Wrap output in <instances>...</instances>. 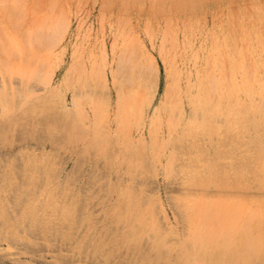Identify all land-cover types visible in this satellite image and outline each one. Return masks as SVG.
Segmentation results:
<instances>
[{"label": "bare ground", "instance_id": "6f19581e", "mask_svg": "<svg viewBox=\"0 0 264 264\" xmlns=\"http://www.w3.org/2000/svg\"><path fill=\"white\" fill-rule=\"evenodd\" d=\"M126 1L121 6L129 11ZM189 1L172 5L187 11L199 4ZM226 2L227 13L226 8H214L211 30L209 22L201 24L193 12L182 22L168 15L159 29L146 22L143 38L130 27L129 16L115 18L114 0L102 1L101 36L108 28L115 34L111 54L118 113L111 131L104 93L108 47L105 39L83 34L79 13L86 0H0V114L8 117L10 128L28 130L30 124H42L54 139L64 130L58 144L84 141L111 170L127 164L132 176L130 182L111 184L114 197L103 216L111 223L103 225L107 231L97 233L101 224L92 220L89 207L77 204L73 185L58 182L54 174L52 178V154L28 152L20 165L11 160L0 173V247L5 242L9 249L20 241L32 242L36 232L47 242L53 236L73 238V251L87 248L97 256L107 257L112 249L124 247L138 250L142 254L136 260L142 264H264V0H213L216 5ZM197 8L208 11L204 0ZM75 17L78 25L72 30ZM146 40L159 50L169 80L164 105L148 126L151 141L138 146L132 144L130 132L143 119L145 94L157 73ZM195 41L206 49L204 55L191 52ZM99 43L101 60L90 53L87 65L84 52L75 50L76 60L66 73L65 88L76 86L74 110L62 91L35 94L41 89L36 82H50L67 47L87 49ZM179 61L190 65L189 76ZM193 70L196 74L191 75ZM146 127L144 120L145 140ZM163 161L166 175L178 178L180 185L174 205L182 218V243L166 240L167 227L158 221L153 200L143 184L133 185L135 178L154 173L155 164ZM14 201L19 206L11 205ZM240 218L244 231L237 226ZM84 224L87 233L78 234Z\"/></svg>", "mask_w": 264, "mask_h": 264}, {"label": "rangeland", "instance_id": "374dc122", "mask_svg": "<svg viewBox=\"0 0 264 264\" xmlns=\"http://www.w3.org/2000/svg\"><path fill=\"white\" fill-rule=\"evenodd\" d=\"M102 1L103 0H97L95 2V0H86V3L84 4L81 12L79 13V17L80 20H83L84 36H86L88 33L89 35L87 36H90V38L92 39H105V45L108 47V66L106 67L107 80L105 85L106 89L104 90V93L106 94L107 102L110 106L109 125L110 130L113 131L116 128L115 118L116 114L118 113L116 111V105L118 101L117 88L112 76V70L113 68H115L116 63L111 54V46L114 42L115 34L111 32V30L108 28L106 30V34L104 35L105 37L101 36L102 34L100 33V21H98V18L100 16ZM121 1L122 0H114L115 4L113 10L115 11V18H119V16L120 18H125L126 16H129V18H127L128 20L130 19L129 21L132 23L131 24L128 21L130 27L133 26L134 32H137L143 38L146 35L144 34V32H142V26L146 24V22H149L152 26H154L155 29H159L163 28V26L166 25V17L168 15H171L172 17H175V20L182 22L183 20H186L188 16H191L194 12L198 15L193 16H200L201 24L206 23V21L209 22L210 27L207 30H211V15H213L216 11L214 8H226V13L228 11L227 8L230 9V6L226 7L230 5L229 2H226L225 4L221 3V5H216L213 3V0H204V4L207 3L208 5L209 12L206 10L207 13L205 11H203V13H200L197 8L198 6H200L201 0L196 1L199 2V4L194 5L195 9L189 8L187 9V11L184 10V7H177V9L175 6H173V1L175 2L176 0H141V6L138 5L140 0H127L126 2H129L131 4V8L129 9L128 7L129 11H127L125 10L127 6H121ZM235 5L238 6V4ZM235 5L233 7L236 8L237 6ZM123 10L126 15L123 13ZM77 18L78 17H75L73 20L72 30L76 29L78 25ZM72 30L71 33L73 32ZM180 32L181 30H179V34L177 33L179 37ZM159 39L160 34L156 41L158 42ZM146 42L148 45L149 53L155 59L156 66L154 67V69L157 73L156 82L151 85V90L148 91V94H145V98H147V101L144 105L145 111L143 112V119H141V123L139 125V122L136 123L130 132L132 144L138 146L142 143H149L151 141L148 134V126L156 111L159 110L162 105H164L166 98V88L169 80L167 74V67L165 61L162 59L159 53V50L155 47L153 48L149 41L146 40ZM86 47L87 49L81 47L74 49L73 46L67 47L64 60L55 65L50 82L46 85L36 82V84H38L41 89H38L35 94L40 96L48 95L50 89H57L58 91H62L63 96L66 99V104L70 109L74 110L73 95L76 86L68 85L70 88H65L66 83L64 80L69 67L71 66L72 62H75L76 60L75 50H77V53L84 52V57H86L87 65L90 62V53L100 60L102 58V45L100 43L97 44V46L90 45ZM203 48L204 47H200V44L195 41V44L192 46L191 52L194 50L200 55H204V53H206V49ZM198 61L200 64L202 63V60L199 59ZM192 63H194V59H192ZM179 65L182 66L181 68L183 70H185V74L189 76L190 73L186 72V70L187 66L190 67V65L184 66L181 61H179ZM195 71L196 70H193L191 75L196 74ZM192 82L195 83V80ZM182 83H184V80ZM183 91L185 93L186 89H184ZM85 105L87 107V110L90 111L89 106L87 104ZM185 106H187V110L189 112L188 102L185 103ZM15 113H13L12 115L14 116ZM6 118L8 117L0 114V163L3 165V163L6 161L3 167L0 164V170L2 168L4 169L5 164L9 163L13 159L14 161H16L15 163L19 164V162L23 161L25 157L24 154L28 152H32V154H52L53 162H55L56 165L54 166L55 168L52 169L51 172L52 178L54 174V179L59 180L58 182H70L73 185L74 190H76L75 195H78L77 197L79 201L77 202V204H82L81 206H85V208L89 207L88 211L93 213L92 220L94 219L95 223L98 221L97 223L101 224L100 226L102 228L100 227V230H98L97 233H103L104 231H107V229L103 228V225L107 226L111 223V221L109 222V220L107 218H104L103 216L106 215V213H104V210L107 208V202H110V200L112 201L114 197V195H112L113 189L111 188V184L115 182L120 183L127 179H129V182L130 180L132 181V176L131 173L128 172L127 164H123V167L116 171L111 170L107 162L102 159H99L98 156L96 157L94 155V152H96L93 151L94 149L90 148L91 150L88 149L89 151L86 149L87 143L84 141H76V143L73 142L72 144L70 143V145L67 142L68 144L66 143L61 146V142L60 140L58 141V137H61V135H63L62 133H64V130L61 131V133L60 131L57 132V139H54L53 137H51L48 131L49 128L45 125L42 126V124H40V126L38 125L37 127H34L35 125L33 126L32 124H30L28 130L25 128L21 130L17 128L16 131L10 128L9 121L6 120ZM144 120L147 124V127L145 129L147 137L146 140L141 137V129ZM27 127L28 126H26V128ZM56 141H58L60 144H58V142ZM61 147H64L66 150L64 148L62 149ZM26 148H29V150ZM165 162L166 161H163L162 163H156V171L154 173L145 174L141 179L136 176L137 179L135 178V180L133 181V185L139 186L140 183L143 184L142 187L145 191L146 196H148L149 199L153 200V206L157 208L156 212L158 214V221L160 223H163L165 227H167L166 229H164V236L166 240L173 239L177 243H179L181 242V239H179V237L185 239L184 233H182L183 223L180 221L182 220V218L180 217L178 210L175 208L174 205V197L179 194L180 185L178 182V178L169 177L166 175L165 171L163 170L165 168ZM3 169L2 171H0V173L4 172ZM9 191L10 190L8 189L7 192ZM10 193L11 192H9V194ZM87 193L89 195H87ZM92 194L94 195L93 199L90 198V195ZM13 195L15 198V193H13ZM80 198L82 199V201ZM87 198L90 199L88 200ZM11 205L19 206V203H16L14 201V203ZM80 219L82 218L80 217ZM243 224L244 218H240L237 221V226L238 228H240L241 231L245 230ZM86 226L87 224H84V227L80 231H77L78 234L82 233V235H85V233L87 232L83 230ZM179 231L181 233L180 235H178ZM34 234L36 237L34 236L35 238L34 240H32V242L20 241L16 248L9 249L7 247V242H5L6 244L0 247L3 249V251L0 252V264H142V261L138 262L140 259L136 260L138 258H141L142 254V252H139L138 250L130 251L125 247L120 249H112V253L109 254L107 257L104 256V254H98V257L96 254H93V252H90L91 249L87 250V248L79 252L77 250L73 251L72 247L75 243V239L72 240L73 238L68 240H62L61 236H53V239L50 240V242H47L46 240L42 239L43 237H41L40 235L38 236L36 232H34ZM111 234L112 232L110 231L109 235ZM181 243L178 246H180ZM143 245L145 246L146 243H144ZM143 251H147L146 253H148L149 251L151 255L150 250L145 249ZM172 259L170 258L171 261H173Z\"/></svg>", "mask_w": 264, "mask_h": 264}]
</instances>
